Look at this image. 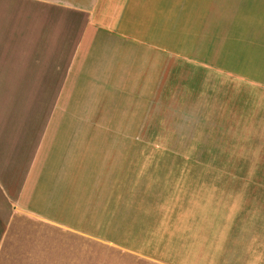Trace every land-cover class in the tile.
<instances>
[{
	"label": "crops",
	"instance_id": "crops-1",
	"mask_svg": "<svg viewBox=\"0 0 264 264\" xmlns=\"http://www.w3.org/2000/svg\"><path fill=\"white\" fill-rule=\"evenodd\" d=\"M238 8L0 0V264H187L219 172L145 138V117L174 66H223Z\"/></svg>",
	"mask_w": 264,
	"mask_h": 264
},
{
	"label": "rangeland",
	"instance_id": "rangeland-1",
	"mask_svg": "<svg viewBox=\"0 0 264 264\" xmlns=\"http://www.w3.org/2000/svg\"><path fill=\"white\" fill-rule=\"evenodd\" d=\"M238 2L220 30L223 66H174L145 117V138L219 172L209 178L210 223L181 247L187 264H254L255 253L264 259V0ZM96 254L81 264H146Z\"/></svg>",
	"mask_w": 264,
	"mask_h": 264
},
{
	"label": "trees",
	"instance_id": "trees-1",
	"mask_svg": "<svg viewBox=\"0 0 264 264\" xmlns=\"http://www.w3.org/2000/svg\"><path fill=\"white\" fill-rule=\"evenodd\" d=\"M1 231H2V225L0 224V234H1Z\"/></svg>",
	"mask_w": 264,
	"mask_h": 264
}]
</instances>
